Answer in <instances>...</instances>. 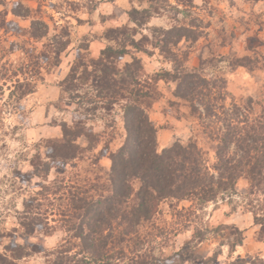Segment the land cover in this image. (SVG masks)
I'll use <instances>...</instances> for the list:
<instances>
[{"label":"trees","instance_id":"1","mask_svg":"<svg viewBox=\"0 0 264 264\" xmlns=\"http://www.w3.org/2000/svg\"><path fill=\"white\" fill-rule=\"evenodd\" d=\"M147 1L150 3L148 8H133L128 13L137 27L107 30L102 38L109 44L99 55L91 54L90 42L78 49L69 73L58 83L61 90L58 102L74 104L78 110L87 113L79 112L72 124L64 122L61 138L45 142L46 160L42 162L38 158L40 163L34 174L48 182L51 170L67 165L75 167V162L85 160L87 154L99 147L102 139L99 133H94L88 120L98 112L111 116L120 110L126 139L116 151L111 150L114 138L103 148L102 153L109 155L111 167L98 166L105 175L97 176L94 181V186H103L99 180L107 177L103 191L108 194L92 201L89 200L93 198L91 192L86 189L87 182L82 184L84 180L75 182L74 175L73 179H58L55 186L58 192L51 195L60 197L57 222L64 230L52 226L48 214L43 217L38 212L35 203L40 194L25 205L19 228L29 237L37 233L54 237L57 232L64 231L65 238L50 251L40 245L32 247V253L25 246L9 247L7 251L15 253L18 250L20 254H13L11 260L0 254V264H18L20 259L32 254H43L46 264H183V255L174 249L178 233L194 223L198 210L222 197L236 195L242 178L249 181V196L258 198L250 205L254 223L260 227L258 242L264 241V113L254 117L250 108L243 109L237 103L227 108L226 96L222 93L215 96V89L209 87V80L200 69L170 71L161 68L149 73L142 56L138 55L146 53L142 44L148 38L142 36L137 40L136 35L138 28L147 26L161 8L155 4L156 0ZM13 14L26 17L21 12L14 11ZM36 24L32 23L30 37H47L48 31L40 34L37 32L39 24ZM174 31L164 30V34ZM56 43L60 47L54 52L53 68L61 65L62 53L68 49L70 41ZM131 48L137 53L133 54ZM128 56L131 61L126 60ZM235 63V67L250 71L262 70L264 54L257 51L253 56L236 59ZM16 77H19L18 73ZM160 82L175 85L176 100L169 104L178 107L179 111L187 109L188 113H179L174 118L177 121L192 118L201 124L203 131L198 134L215 152L212 166L209 153L196 139L186 145L176 142L168 148H160L158 135L161 128L151 119L154 105L163 98ZM10 90V97L17 94L23 100L36 92V86L27 79L21 81L18 78ZM214 118L218 119L214 122ZM82 138L88 141L87 146L79 143ZM41 165L43 169L39 168ZM62 190L65 192L61 194ZM183 201L192 205L179 209ZM163 205L170 209L171 220L164 218ZM221 228L233 237V242L229 243L230 253L236 252L245 240L243 231L234 225H222ZM195 232L189 244L198 246L206 240V235L201 230L195 229ZM170 248L173 252L167 254L165 250ZM215 260V256L208 257L202 264H215ZM232 264H264V259L248 258Z\"/></svg>","mask_w":264,"mask_h":264},{"label":"rangeland","instance_id":"2","mask_svg":"<svg viewBox=\"0 0 264 264\" xmlns=\"http://www.w3.org/2000/svg\"><path fill=\"white\" fill-rule=\"evenodd\" d=\"M155 4L161 8L160 13L154 15L147 26L139 27L136 35L137 40L142 36L148 38L142 44L146 53L138 54L145 61L146 70L153 73L161 68L170 71L200 69L209 80V87L215 89V96L220 93L226 96L227 108L237 103L243 109L250 108L254 117L264 113V68L250 71L235 67L236 59L253 56L257 51L264 54V0H156ZM149 6L147 0H0V254L5 257L20 254L18 250L15 253L7 251L9 247L25 246L32 253L31 248L40 245L50 251L65 238L64 231L57 232L54 237H46L44 233L29 237L19 228L25 205L40 194L35 203L38 212L43 217L48 214L50 224L64 230L57 222L60 197L51 195L57 191L58 179H73L74 175L75 182L84 180L82 184L87 182L86 189L91 192L93 198L89 200L92 201L108 194L103 191L107 177L99 180L103 186H94V181L97 176L105 175L98 166L111 167L109 155L102 153L103 148L114 138L111 150L116 151L126 139L120 110L111 116L98 112L88 120L94 133H99L102 139L99 147L87 154L85 160L75 162V167L67 165L51 170L48 182L34 174L40 163L38 158L42 162L46 160L45 142L61 138L64 122L72 124L79 112L87 113L78 110L74 104L58 102L61 98L58 83L69 73L78 49L90 42L91 54L99 55L109 44L102 38L107 30L137 27L128 13L133 8ZM14 11L26 17L15 16ZM32 23L39 24L36 26L40 34L48 31L47 37H30ZM172 29H175L172 34H164V30ZM57 37L59 39L54 40ZM60 40L70 41V44L62 53L61 65L53 68L54 52L60 47L56 41ZM131 52L137 53L132 48ZM126 60L131 61V57ZM16 72L19 77L15 78ZM18 78L29 80L36 86V92L23 100L17 94L10 97V89ZM159 89L163 98L154 105L151 119L161 128L158 135L160 148H168L176 142L186 145L196 139L209 153L212 166L215 152L198 134L203 131L201 124L192 118L183 121L174 118L187 112L185 108L179 111L178 107L169 104L176 100L175 85L160 82ZM79 143L87 146L88 141L82 138ZM39 168L43 169V165ZM249 186V181L242 178L236 195L222 197L198 210L192 226L178 233L174 249L183 255V264H202L212 256L216 257L215 264H232L256 257L264 259V241L258 242L260 227L254 223L250 205L258 198L249 196ZM191 205L189 201H183L179 209ZM161 208L164 218L171 220L168 206ZM222 225H234L244 233L243 245L234 253H230L229 247L233 237L226 235ZM195 229L206 235V240L198 246L189 244ZM165 251L167 254L173 252L171 248ZM18 264L46 263L43 254H32L20 259Z\"/></svg>","mask_w":264,"mask_h":264},{"label":"crops","instance_id":"3","mask_svg":"<svg viewBox=\"0 0 264 264\" xmlns=\"http://www.w3.org/2000/svg\"><path fill=\"white\" fill-rule=\"evenodd\" d=\"M58 89V88H57ZM39 94L41 95V92H39Z\"/></svg>","mask_w":264,"mask_h":264}]
</instances>
